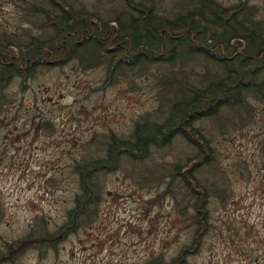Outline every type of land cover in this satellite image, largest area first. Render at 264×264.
Wrapping results in <instances>:
<instances>
[{"label": "rangeland", "instance_id": "obj_1", "mask_svg": "<svg viewBox=\"0 0 264 264\" xmlns=\"http://www.w3.org/2000/svg\"><path fill=\"white\" fill-rule=\"evenodd\" d=\"M75 1L91 10L97 0ZM251 3L264 20V0ZM22 10L18 0H0V34L21 38L22 29L37 34ZM165 69L153 65L148 73L132 72L100 90L104 68L81 70L72 62L40 69L23 94L16 82L9 86V104L0 108L1 241L22 237L40 217L50 232L62 224L76 192L72 162L92 153L109 132L125 135L139 117H153L159 106L157 79ZM187 71L204 73L202 65ZM251 105L250 124L234 125L231 114L195 123L209 139L213 160L193 178L208 183L220 174L228 196L222 203L208 198V231L181 264H264V106ZM43 121L53 125L50 134L39 129ZM192 152L175 137L150 149L141 162L122 160L119 170L103 177V198L91 226L68 234L56 252L39 257L26 250L13 264H143L158 255L176 257L190 244L192 227L176 213L174 199L179 202L184 189L173 187L170 197L165 176Z\"/></svg>", "mask_w": 264, "mask_h": 264}, {"label": "trees", "instance_id": "obj_2", "mask_svg": "<svg viewBox=\"0 0 264 264\" xmlns=\"http://www.w3.org/2000/svg\"><path fill=\"white\" fill-rule=\"evenodd\" d=\"M18 1L23 20L37 34L23 29L22 39L0 34V108L9 104L6 90L13 82L23 94L40 69L72 62L81 70L104 68L100 90L132 72L148 73L153 65L169 70L157 79L159 106L153 117H139L125 135L109 132L92 153L72 162L76 192L62 224L50 232L40 217L22 237L0 240V264H13L26 250L39 257L56 252L68 234L96 221L103 177L119 170L122 160L141 162L150 149H161L175 137L193 152L169 167L165 189L170 197L173 187L184 189L174 203L177 215L192 227L190 244L174 258L158 255L143 264H181L208 231V198L222 203L228 196L220 174L208 183L193 178L213 160L209 139L195 123L218 122L231 114L234 125L250 124L251 102L264 106V20L259 9L252 0H97L91 10L75 0ZM191 65H202L204 73L187 71ZM38 127L47 134L53 130L49 121ZM3 215L0 204V222Z\"/></svg>", "mask_w": 264, "mask_h": 264}]
</instances>
